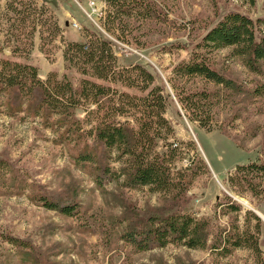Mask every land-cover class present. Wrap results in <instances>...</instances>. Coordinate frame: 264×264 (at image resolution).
I'll return each instance as SVG.
<instances>
[{"label":"rangeland","instance_id":"rangeland-1","mask_svg":"<svg viewBox=\"0 0 264 264\" xmlns=\"http://www.w3.org/2000/svg\"><path fill=\"white\" fill-rule=\"evenodd\" d=\"M143 2L147 10L122 15L105 0H0V58L34 65L42 80L55 72L58 80L66 75L74 85L86 78L143 96L147 91L125 82V69L140 65L151 73L154 79L147 83L143 78L141 85L163 87L164 116L173 127L165 142L171 145L160 141L156 149L163 153L177 146L171 173L175 181L183 182L174 194L128 186L124 176H106L98 184L94 174L101 155L85 166L74 161L80 146L97 144L92 132L87 133L93 123L85 118V107L73 109L75 120L83 121L82 139L76 141L56 122V114L44 120L43 111L34 113L27 101L20 104L16 90L1 92L0 157L10 163L17 182L11 181L9 169L1 176L0 264H264V174L255 177V190L229 182L237 165L264 160V96L251 92L264 77L254 74L242 56L233 55L231 47L211 52L196 48L229 12L254 21L264 18V0ZM259 32H264V26ZM100 37L109 42L115 71L120 72L107 80L84 73L72 48L66 54L69 60L65 55L70 43L94 44ZM193 52L205 53L211 66L234 82V88L175 74L174 67L188 61ZM179 90L217 95L208 127L185 115L176 95ZM67 116L72 121L71 112ZM114 151L107 164L120 170L123 162ZM189 178L191 182L184 186ZM42 194L57 204L77 202L80 210L68 216L48 209L40 200ZM231 202L240 209L234 210ZM179 210L208 221L205 247L169 243L140 250L121 238L137 219H147L156 211ZM236 227L257 238L258 257L243 246L225 254L212 247ZM11 238L29 246L15 247Z\"/></svg>","mask_w":264,"mask_h":264},{"label":"trees","instance_id":"trees-1","mask_svg":"<svg viewBox=\"0 0 264 264\" xmlns=\"http://www.w3.org/2000/svg\"><path fill=\"white\" fill-rule=\"evenodd\" d=\"M105 1L111 8L121 11L122 15H132L135 11L147 10L143 0ZM120 24L123 25V23ZM261 26H264V18L254 21L243 13L229 12L205 33L201 41L196 44V48L211 52L231 47L233 55L242 56L245 65L254 74L264 77V32L262 34L259 32ZM108 43L101 37L94 44L73 42L68 45L65 55L72 48L74 56L81 61L82 66L84 65L82 68L84 73L88 72L99 79L107 80L120 74L119 71H115L113 57L109 46L106 45ZM66 59L69 60L67 55ZM125 72L127 73L125 82L131 87L147 91L145 95L118 92L108 85L86 78L82 79L78 85H74L66 75L58 80L55 72H50L46 79L42 80L34 65L0 58V93L16 90L20 104L22 100L27 101L34 113L43 111L44 120L56 114L58 117L56 122L65 127L66 133L75 136L76 141L82 139L81 123L83 121L75 120L73 109L78 106L85 107V118L93 123L87 133L92 132L97 144L95 147L80 146L74 153L76 163L85 166L94 163L101 155L99 160L97 159V170L94 174V180L98 184L103 183L102 179L106 176L114 178L124 176V183L128 186H148L154 192L174 194L173 192L183 186L181 184L183 182L179 179L175 181L170 166L179 150L177 146L163 153L156 149L160 141L170 146L171 143L165 142L173 134V127L164 116L166 97L162 93L163 87L156 85L148 89V86H142L143 78L147 80V83L154 78L140 65L126 68ZM174 72L188 78L197 76L223 88L233 89L235 85L231 79L211 66L205 53L202 55L193 52L188 61L174 67ZM133 73L135 75H131ZM172 87L177 88L173 79ZM251 92L255 96H264V80L258 82ZM176 95L185 115L192 121H198L200 126L208 127L209 113L218 99L217 95L206 90L190 93L179 90ZM91 105L94 107L90 108ZM70 112L72 121L68 120L67 116ZM204 114L208 117L205 118ZM118 117L124 120L119 121ZM77 144L79 143H75L74 146ZM112 150H115L116 159L123 162L120 170L110 168L107 164ZM9 166L10 163L0 157V180L3 173L9 169L11 181L17 182V176ZM260 174H264V160L239 164L230 175L229 182L234 187L243 185L249 190H255L258 183L254 179ZM190 182V178L186 179L184 186ZM40 200L48 209L59 210L68 216H74L80 210L77 202L57 204L50 201L46 194L40 195ZM230 206L234 210L240 209V206L233 202ZM246 213L257 222L260 221L259 217L253 213L249 211ZM142 219H137L135 224L129 229L126 228L121 234L122 239L140 250L163 247L169 243H180L188 248H202L206 245L208 221L204 218H196L186 211L179 210L164 214L156 211L149 214L147 219L144 217ZM10 240L18 248L29 246L22 239L11 238ZM239 246L252 249L257 257L260 255L257 238L248 229L241 231L236 227L212 245L224 254L230 248Z\"/></svg>","mask_w":264,"mask_h":264},{"label":"water","instance_id":"water-1","mask_svg":"<svg viewBox=\"0 0 264 264\" xmlns=\"http://www.w3.org/2000/svg\"><path fill=\"white\" fill-rule=\"evenodd\" d=\"M257 213V212H256ZM258 214V213H257ZM259 215V214H258Z\"/></svg>","mask_w":264,"mask_h":264}]
</instances>
